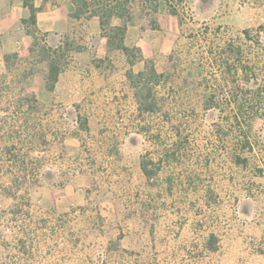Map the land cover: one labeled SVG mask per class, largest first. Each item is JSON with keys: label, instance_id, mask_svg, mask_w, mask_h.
Masks as SVG:
<instances>
[{"label": "rangeland", "instance_id": "obj_1", "mask_svg": "<svg viewBox=\"0 0 264 264\" xmlns=\"http://www.w3.org/2000/svg\"><path fill=\"white\" fill-rule=\"evenodd\" d=\"M122 1L102 35L127 23L129 50L106 36L92 61L110 79L87 66L49 90L48 34L0 70V264H264V0ZM148 61L165 75L140 115L129 72Z\"/></svg>", "mask_w": 264, "mask_h": 264}, {"label": "crops", "instance_id": "obj_2", "mask_svg": "<svg viewBox=\"0 0 264 264\" xmlns=\"http://www.w3.org/2000/svg\"><path fill=\"white\" fill-rule=\"evenodd\" d=\"M31 2L38 8L36 14L37 36L48 34L51 42L58 43L55 48L58 46L61 49L64 48L66 39H73L77 34L81 36L87 34L85 38L81 39L85 46L75 49L68 48L65 56L70 57L73 63L68 64L67 62L57 84L63 76L66 77V74L71 75V73L81 72L82 76L85 77L87 71L84 72V69L87 66L90 69L89 71L95 70L92 72L93 75L102 73L106 79H110V75L106 74L103 68L100 71L95 69L92 62L95 52L105 57L111 55L108 39L102 35L99 16L89 15L90 17L87 18L84 13L77 15L78 8L75 0H31ZM30 16L31 11L25 4V0H0V70L8 66L7 55L31 49L35 44L36 38L29 32L32 25L24 22V19H29ZM88 25H92L93 30L87 29ZM78 30H82V32L80 33ZM40 62L45 73V63ZM106 90L107 88L102 91V98L108 103L113 100V97H110L111 93ZM93 96H97V94L91 95V97ZM94 98L97 99L98 97Z\"/></svg>", "mask_w": 264, "mask_h": 264}, {"label": "trees", "instance_id": "obj_3", "mask_svg": "<svg viewBox=\"0 0 264 264\" xmlns=\"http://www.w3.org/2000/svg\"><path fill=\"white\" fill-rule=\"evenodd\" d=\"M107 1V2H106ZM78 12L77 15L86 13L88 7H89V1L87 0H75ZM25 4L29 7L31 11V16L29 19H24L25 23H30L32 25V28L29 29V32H31L35 38H37V11L38 8L35 7V5L31 2V0H25ZM105 6V11L101 15L98 12H93L92 15H99L100 14V23H101V29L104 32L106 30V26L109 25L110 18L113 16H117L121 19H125L127 22L129 21L128 17L129 14H127V1L122 0H105V3L103 4ZM158 5L157 3L153 5L152 10L157 11ZM106 17V18H105ZM150 24L146 21L141 23V30H147L150 28ZM153 26L155 28L159 27V24L156 19H153ZM112 30H116V34L112 36L110 33L109 37V44L114 45V38L118 36L119 43L115 45L116 48L122 49L124 51L129 50V47L125 45L124 38H125V32L127 30V23L124 25H116L113 27ZM37 46V42L31 47L30 50L34 49ZM48 50H46V54L41 58V61L45 63V73H44V80L45 85L49 90H53L59 80V76L63 69L66 66V62L63 61V58L65 56V52H61V48L58 46L56 48L53 47H47ZM68 51V49H67ZM11 55H7V61ZM135 60L131 61L134 63ZM163 75H165V71L161 68H159L154 61H148L146 63V66L143 70L134 73L133 71L129 72V79L132 83V86L135 90V96L138 103V109L139 114L143 115L144 113H154L158 110L159 105V99L157 96L153 93L155 88L157 86H160L161 82H163ZM25 92V91H24ZM27 92V91H26ZM29 97V96H27ZM237 100V99H236ZM237 102V101H236ZM244 104L238 105L237 108L234 110H237V113L242 114L244 112ZM239 116V115H238ZM237 116V118H238ZM237 122H240L237 120ZM239 126L241 124L239 123ZM251 148V147H250ZM247 147H241V150H246ZM180 151V149H178ZM176 150L173 153L167 152V156L169 158L171 154L175 155ZM236 158H238L239 162H241L242 155L240 153H235ZM155 165V163L149 159H146L144 156L141 161V168L143 173L146 175L148 179H151L153 175L157 173V170L154 169L152 166Z\"/></svg>", "mask_w": 264, "mask_h": 264}]
</instances>
